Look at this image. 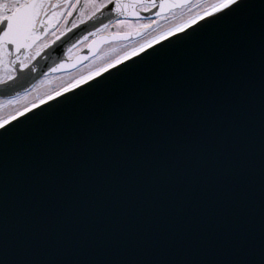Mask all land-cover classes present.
<instances>
[{"label": "snow or ice", "instance_id": "1", "mask_svg": "<svg viewBox=\"0 0 264 264\" xmlns=\"http://www.w3.org/2000/svg\"><path fill=\"white\" fill-rule=\"evenodd\" d=\"M188 8L191 0H0V65L8 71L0 83L15 86L31 95L21 81L31 83L48 72L57 73L67 60H82L80 50L92 52L113 30L114 37H129L133 32L150 39L125 51L107 63L51 91L44 92L15 112L0 119V146L27 141L43 135L47 126L60 120L65 102L79 98L85 106L103 107L111 93L122 92L125 84L153 76L183 61L198 57L204 68L193 79L185 76L179 95L163 109L156 104L143 112L139 123L133 118L121 139L114 142L116 161L97 152V162L128 171L151 173L153 168L174 172L182 178L181 164L193 162V183H186L184 197L190 199L199 187L202 209L211 210L217 202L239 206L242 197L232 188L236 164L243 142V90L235 68L229 63L242 44L255 34L264 42V0H201L199 10L182 22L160 29L174 10ZM129 29L130 31H124ZM154 33V34H152ZM75 53V55H74ZM53 59L41 66L39 57ZM214 67V73L207 69ZM41 83L44 81L41 80ZM35 88V85L33 86ZM261 150L264 154V47L261 56ZM63 174L67 182L82 170L83 160L70 159ZM242 166V165H241ZM55 175L54 170H50ZM224 180L225 183H218ZM215 191V198L208 193ZM43 205H41L42 207ZM225 212H231L226 208ZM222 241L224 257L213 264H264V161H262V200L259 236L241 220L226 221ZM89 238H92L89 236ZM5 256L8 242L4 240ZM0 264H60L53 259H0ZM66 264H209L207 260H91Z\"/></svg>", "mask_w": 264, "mask_h": 264}, {"label": "water", "instance_id": "2", "mask_svg": "<svg viewBox=\"0 0 264 264\" xmlns=\"http://www.w3.org/2000/svg\"><path fill=\"white\" fill-rule=\"evenodd\" d=\"M121 38L104 37L92 51L80 53L87 59L73 60L57 73L68 72L95 58L99 51ZM264 42L259 34L246 40L229 63L236 69L243 90L241 152L231 186L242 197L237 207L217 202L202 209V193L194 187L190 199L184 197L186 183H193V169L186 162L182 178L174 172L153 168L151 173L128 171L97 162L96 153L111 158L115 141L133 118L139 123L143 112L154 104L164 108L183 89L185 76L195 79L201 71L198 57L191 63L125 84L122 92L111 93L103 107L85 106L79 98L65 102L60 120L46 127L43 135L27 141L0 146V259H53L60 264L91 260H207L224 257L226 221L241 220L255 230L261 220V56ZM36 76L44 60L39 59ZM214 73L210 66L207 69ZM48 75L52 74L46 69ZM42 78V77H41ZM40 78V79H41ZM29 77H25L27 81ZM24 84L30 92L39 81ZM25 91L0 84V100L17 99ZM83 160L82 170L65 182L69 160ZM242 165V166H241ZM50 170H54L55 175ZM220 180L218 183H225ZM215 198V191L208 193ZM41 205H43L41 207ZM231 210L230 214L225 209ZM7 237L8 254L4 240ZM91 236L92 238H89Z\"/></svg>", "mask_w": 264, "mask_h": 264}, {"label": "flooded vegetation", "instance_id": "3", "mask_svg": "<svg viewBox=\"0 0 264 264\" xmlns=\"http://www.w3.org/2000/svg\"><path fill=\"white\" fill-rule=\"evenodd\" d=\"M201 0H191V10L188 8H184V9H178V10H174L173 13L169 14V18L167 20H161L160 22V29H165L166 27H169L170 25H172L174 22L183 19L184 17L188 16L191 12H195L197 10H199L197 8V4L200 3ZM124 31H130L129 29H124ZM113 30H109L106 33H103L104 37H109V36H113L112 35ZM154 34V33H152ZM151 36L148 33H145L142 37L136 36L135 33L133 32L129 37H118L121 38L122 41L120 42H116V43H110L108 45H105L98 53V55L93 58L90 59L86 64L84 65H80L79 67H77L76 69L72 70V71H68V72H63V73H52L50 75H47V78L42 77L41 79H39L38 83L35 85V88H33L30 93H33L35 91V89H37L38 85L41 83L40 81L43 80L44 82L41 83L43 84L42 87L44 86V83H50L53 84L55 82L58 81H62V80H66L67 78H73L76 77L77 75H79L82 71H84L85 68L89 67L93 62L99 60L101 57L103 56H107V55H114L122 50H124L126 47H131V46H135L138 45L140 43V41H142L143 39L147 38ZM86 48H83L80 50V53L83 52ZM75 55V53H74ZM39 59H43L44 60V65H51L53 62V59H55V56H53L52 58H49L47 56H42L39 57ZM73 61V60H72ZM64 62L66 64V67L68 66V64L71 62H69L67 60V53L65 52V59ZM65 67V68H66ZM47 69V68H46ZM8 69L3 66L0 65V79L4 78V76L6 75ZM1 84V83H0ZM26 95L23 94L18 98H22L25 97ZM29 96V95H28ZM0 101H15V100H0Z\"/></svg>", "mask_w": 264, "mask_h": 264}, {"label": "rangeland", "instance_id": "4", "mask_svg": "<svg viewBox=\"0 0 264 264\" xmlns=\"http://www.w3.org/2000/svg\"><path fill=\"white\" fill-rule=\"evenodd\" d=\"M183 19H180V20L174 22L172 25L182 22ZM172 25H170V26H172ZM166 28H168V27H166ZM150 38H151V36H149L145 39H150ZM142 42H143V40L140 41V43H142ZM135 46H137V45H135ZM135 46L126 47L124 50H122V51H120L114 55L112 54L110 56L107 55V56L101 57L99 60L93 62L89 67L85 68L84 71H82L76 77L67 78L66 80L58 81V82H55L53 84H50V83L45 84L46 83L45 82L43 87H42L43 84L40 83L38 85L37 89H35V91L33 93H31V95H29V96H25V97L16 99L15 101H0V119H3L4 117L8 116L9 114L15 112L18 108L23 107L25 104L30 103L32 100L38 99V97L40 95H42L44 92L59 88L62 85H66L70 81L79 78L82 75L88 74L90 71H95V69L100 67L102 64L107 63L111 60H114L116 57L123 55L125 51H128L132 47H135Z\"/></svg>", "mask_w": 264, "mask_h": 264}, {"label": "bare ground", "instance_id": "5", "mask_svg": "<svg viewBox=\"0 0 264 264\" xmlns=\"http://www.w3.org/2000/svg\"><path fill=\"white\" fill-rule=\"evenodd\" d=\"M87 75V74H86ZM78 79V78H77Z\"/></svg>", "mask_w": 264, "mask_h": 264}]
</instances>
